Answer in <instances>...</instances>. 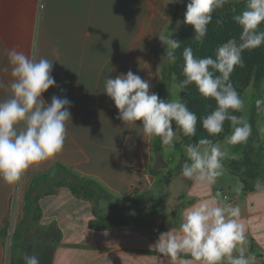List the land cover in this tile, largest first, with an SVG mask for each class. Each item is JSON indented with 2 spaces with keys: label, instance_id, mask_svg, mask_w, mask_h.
I'll return each instance as SVG.
<instances>
[{
  "label": "clouds",
  "instance_id": "9594fccd",
  "mask_svg": "<svg viewBox=\"0 0 264 264\" xmlns=\"http://www.w3.org/2000/svg\"><path fill=\"white\" fill-rule=\"evenodd\" d=\"M180 0H167L179 3ZM227 0H187L183 23L191 25L194 39L203 41L212 21L214 10L222 8ZM41 9L44 4L41 2ZM240 27L238 39H230L218 45L215 57H198L191 47L182 52L183 66L178 89L194 84L199 94L215 101V108L200 117L202 128L209 136H217L229 122L230 134L224 136L223 145L202 138L185 147V159L180 175L187 181L212 187L224 173V160L228 149L224 145L246 143L251 135V125L246 116L233 113L245 111V101L236 91L231 74L243 67L242 54L264 44V0H247L245 9L233 16ZM219 25L221 20H217ZM166 45L164 57L169 64L176 60L175 50L180 42L159 36ZM8 60L0 72H8L10 80L0 79V90L8 95L0 99V181L16 184L30 167L53 158L62 151L70 122L71 102L66 97L52 95L46 101L43 93L58 86L51 75L53 61L40 57L35 48L26 55L15 48L2 50ZM55 51V50H54ZM149 80L131 70L115 77L107 76L102 92L110 98L118 110L117 118L124 124L136 125L140 135L159 138L162 147L173 149L177 131L185 137L196 135L197 115L190 111L180 96L161 99L150 91ZM258 110H264V98L256 99ZM173 122L175 127H173ZM264 193V183L254 185ZM240 191L239 188L236 189ZM242 211L221 198L220 192L210 199L185 209L178 228L159 234L150 246L152 251L176 261L182 254L193 258L197 264H257V257L247 248L246 225L241 223ZM24 264H39L36 255L24 254Z\"/></svg>",
  "mask_w": 264,
  "mask_h": 264
},
{
  "label": "crops",
  "instance_id": "0c3cea01",
  "mask_svg": "<svg viewBox=\"0 0 264 264\" xmlns=\"http://www.w3.org/2000/svg\"><path fill=\"white\" fill-rule=\"evenodd\" d=\"M40 1L0 0V67L8 64L3 49L15 48L26 55L32 54ZM56 63H61V66L56 67ZM67 68L69 58L64 54L61 60L53 61L51 75L58 86L50 87L43 96L46 101H50L52 95H57L71 102L70 122L67 124L63 149L48 161L30 167L16 184L8 185L0 181V230L7 223L12 204L18 206V220L21 218L23 195L32 176L59 162L81 176L98 180L114 195L110 201H99L102 212H109L116 206L124 212H133L139 220L137 223L110 229H91L88 222L94 217L92 201L76 197L66 186L60 187L56 193L40 199L41 223H55L61 231L52 264H197L193 258L183 254L173 262L152 251L150 246L160 233L179 227L185 209L203 199H210L217 191L222 199L226 197L229 203L240 206V222L246 225L247 238L252 241L254 248L264 252V193L258 192L256 188L244 190L243 183L225 166L223 175L212 187L187 181L180 173L169 177L170 171L180 159L186 158L185 148H180L186 145L181 142L179 128L176 129L174 147L179 153L174 163L166 161L165 167L155 169L153 138L139 134L140 121L136 122V126L124 124L117 118L118 110L113 101L102 92L106 78L104 74L71 71ZM148 70L132 72L149 80L150 91L153 92L161 81L160 70L155 65L151 66L152 72ZM0 79L9 81V73L0 72ZM173 86V82L166 84L163 99H167ZM7 95L6 90H0V99ZM182 95L179 93L180 97ZM249 110L254 112L247 117L251 135L246 143L224 145L228 149L227 158L242 159L249 152L253 153L251 144L255 142L253 133L257 131L254 118L258 109L256 105H251ZM230 132L229 127L225 136ZM223 138L217 142L223 145ZM167 149H161L163 159V151ZM261 149L264 151V147ZM253 156L255 161H264V156L257 159ZM257 181L264 183V176ZM163 185L168 187V192L160 194L161 199L156 201L152 192ZM136 196H139L136 201H128ZM151 204L158 207L179 206V221L158 227L146 224L155 223L159 219L158 213L151 214L146 208ZM7 253V240L0 236V264H6Z\"/></svg>",
  "mask_w": 264,
  "mask_h": 264
},
{
  "label": "rangeland",
  "instance_id": "374dc122",
  "mask_svg": "<svg viewBox=\"0 0 264 264\" xmlns=\"http://www.w3.org/2000/svg\"><path fill=\"white\" fill-rule=\"evenodd\" d=\"M239 1L227 0L226 14L219 12L216 15L210 27L212 29L208 28L210 30L207 31L202 42L197 41V47L193 48L194 53L201 54V50L205 48L204 42L211 39L217 27L226 28L229 37L227 40L217 39L215 45L237 39L240 27L238 30L233 28L231 17L233 7ZM41 2L44 7L43 9L39 7L33 47L37 53V59L53 57L61 60L64 54L69 58L67 69L102 72L104 77H115L129 70L140 72L148 68V71L152 72L153 65L161 70L167 60L163 56L166 45L160 41L159 36L167 37L169 33L171 39L176 40L179 37L182 16L187 4V0H180L179 3H167V0H41L40 4ZM218 19L222 21L219 25L216 23ZM203 54L205 57V52ZM55 65L61 66V63ZM234 72L235 69L231 74L233 85L243 84V79L239 80L235 77ZM168 82H173L174 86L167 99L176 98L179 93L184 94V90L178 89L176 77H171ZM46 94L47 90L42 95ZM241 98L245 101V111L241 114L247 118L250 114H254L250 112V106L256 105V99L264 98V79L257 84L249 81ZM202 99L204 98L200 97L199 101L202 102ZM261 107L264 108V106ZM255 115L254 127L257 132L253 133L255 137V142L251 144L253 153L249 152L248 155L252 157L255 154L253 157L257 159L259 156H264V151L261 149L264 147V110L256 111ZM176 150L178 149L164 150L166 159L164 161L174 163L179 153ZM262 163L264 165V161ZM166 192L168 187L159 186L153 190L152 197L159 201L160 194ZM159 208L158 214L156 213L159 216L158 221L146 224L158 227L171 221H179V206L166 205ZM17 212L18 206L12 204L6 223L5 238L8 243L6 264H10L9 248L12 231L18 222ZM47 225L49 224L39 222L30 229L27 238L29 247L26 249L28 255L37 256L44 248L43 234ZM246 246L249 252L256 255L257 264H261L264 261V252L254 248L249 238H247Z\"/></svg>",
  "mask_w": 264,
  "mask_h": 264
},
{
  "label": "trees",
  "instance_id": "16d2710c",
  "mask_svg": "<svg viewBox=\"0 0 264 264\" xmlns=\"http://www.w3.org/2000/svg\"><path fill=\"white\" fill-rule=\"evenodd\" d=\"M247 0H240L233 7V14L231 17L233 28H239L236 22L233 20V16L240 14L246 7ZM222 12L226 14V4L219 9H216L212 13V21L208 25L211 27L216 15ZM185 13V12H184ZM184 14L182 16V28L179 37L176 41L180 42V47L175 50L176 60L174 63L169 64L165 62L160 70L161 81L154 88L155 93L162 98V94L166 88L167 81L171 77H176V81L179 84L184 79L182 75L183 57L182 52L185 47H197V40L194 39V31L191 25L183 23ZM213 27V26H212ZM212 29V28H210ZM208 29V31L210 30ZM261 29L264 30V25H261ZM241 29L238 31L240 33ZM237 36V34H236ZM239 36V34H238ZM237 36V39H238ZM229 37L226 28L217 27L211 39L204 42L205 48L202 49L201 54L194 53V55L203 58V53L206 56L215 57V45L216 40H227ZM200 52V49H199ZM244 66L235 68L234 76L239 80L243 79V84H235L236 91L241 96L244 88L249 81L254 84L259 83L264 79V44L260 47L246 50L242 54ZM202 97L194 84L187 86L184 89V94L181 100L186 103L189 110L197 115V131L196 135L192 137H185L179 130L181 142L185 145L190 143H196L202 138L210 139L213 142H217L222 139L229 131V122H225L224 131L217 136H209L208 133L202 128L200 123V117L210 113L215 108V101L211 98H204L200 102ZM199 103H202L201 105ZM205 106V107H202ZM239 116L240 112L233 113ZM153 151L155 155L161 153L162 146L159 138H153L152 141ZM185 158L180 159L179 163L170 171L169 177L176 176L181 172V166ZM262 165V167H261ZM224 166L229 171L236 175L243 183L244 190L255 189L254 185L258 178L264 176V165L261 162L255 161L251 156L247 155L242 159L226 158L224 160ZM62 186H66L78 198L92 201V212L94 217L89 220L88 227L91 229H110L120 225H126L130 223H137L138 216L133 212H124L119 207H113L109 212H102L99 208V201H110L114 198V195L107 190L98 180L90 177H84L76 172L70 170L62 163L56 162L52 164L48 170L40 173H36L32 176L23 195L22 204V216L16 223L12 234L11 244L9 248L10 264H24L23 256L27 253V238L29 231L37 223L41 222L42 209L40 206V199L43 196L54 194ZM136 197L130 198L128 201H136ZM151 214H155L159 211V207L156 205H149L146 207ZM7 224L0 230V236L6 237ZM61 239V231L55 223H50L45 227L43 234L44 248H42L37 257L39 258V264H52L54 250ZM25 250V251H24ZM264 264V261L261 263Z\"/></svg>",
  "mask_w": 264,
  "mask_h": 264
},
{
  "label": "water",
  "instance_id": "95a60500",
  "mask_svg": "<svg viewBox=\"0 0 264 264\" xmlns=\"http://www.w3.org/2000/svg\"><path fill=\"white\" fill-rule=\"evenodd\" d=\"M166 165L167 164L164 161L162 154L156 155V160H155V163H154V168L155 169H160V168L165 167Z\"/></svg>",
  "mask_w": 264,
  "mask_h": 264
}]
</instances>
